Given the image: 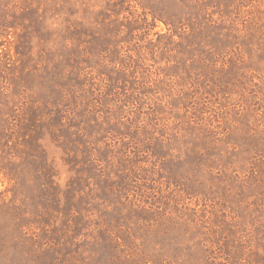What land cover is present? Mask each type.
<instances>
[{"label":"rangeland","instance_id":"obj_1","mask_svg":"<svg viewBox=\"0 0 264 264\" xmlns=\"http://www.w3.org/2000/svg\"><path fill=\"white\" fill-rule=\"evenodd\" d=\"M0 264H264V0H0Z\"/></svg>","mask_w":264,"mask_h":264}]
</instances>
